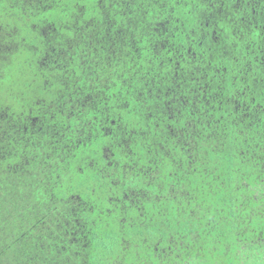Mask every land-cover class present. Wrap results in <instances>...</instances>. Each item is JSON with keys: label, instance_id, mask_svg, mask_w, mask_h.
I'll list each match as a JSON object with an SVG mask.
<instances>
[{"label": "trees", "instance_id": "trees-1", "mask_svg": "<svg viewBox=\"0 0 264 264\" xmlns=\"http://www.w3.org/2000/svg\"><path fill=\"white\" fill-rule=\"evenodd\" d=\"M0 264H264V0H0Z\"/></svg>", "mask_w": 264, "mask_h": 264}]
</instances>
